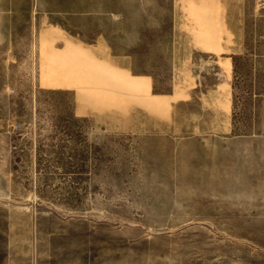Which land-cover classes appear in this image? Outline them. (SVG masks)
Here are the masks:
<instances>
[{
  "label": "rangeland",
  "instance_id": "obj_1",
  "mask_svg": "<svg viewBox=\"0 0 264 264\" xmlns=\"http://www.w3.org/2000/svg\"><path fill=\"white\" fill-rule=\"evenodd\" d=\"M119 1L112 50L17 16L0 261L264 264V0Z\"/></svg>",
  "mask_w": 264,
  "mask_h": 264
},
{
  "label": "crops",
  "instance_id": "obj_2",
  "mask_svg": "<svg viewBox=\"0 0 264 264\" xmlns=\"http://www.w3.org/2000/svg\"><path fill=\"white\" fill-rule=\"evenodd\" d=\"M5 1L0 0V61L5 59L10 39L13 40L15 50V38L20 36V31L17 30L24 27L17 19L22 11H35L38 15L35 16V22L38 19L50 23L53 28L64 30L70 37L77 39L78 44L101 45L109 50L113 49V43L108 37L119 35L120 29L126 28L123 25L127 20V12L119 6V0H9L12 4V20H6ZM33 24L30 20L25 28H32ZM136 33L140 39L136 44L149 43L145 38L147 33H143L141 29L136 30ZM124 54L129 56L131 53L126 51ZM30 262L28 257H24L22 264H31ZM0 264L3 262L0 261Z\"/></svg>",
  "mask_w": 264,
  "mask_h": 264
}]
</instances>
